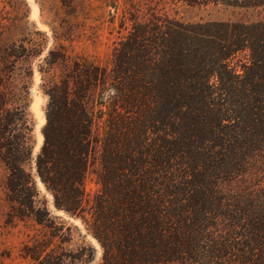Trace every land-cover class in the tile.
Wrapping results in <instances>:
<instances>
[{"label":"trees","instance_id":"16d2710c","mask_svg":"<svg viewBox=\"0 0 264 264\" xmlns=\"http://www.w3.org/2000/svg\"><path fill=\"white\" fill-rule=\"evenodd\" d=\"M123 50L117 69L74 61L59 82L52 65L65 56L48 51L35 155L30 59L41 50L21 41L2 51L0 162L13 215L47 218L36 175L57 209L84 223L90 210L102 264H264V177L222 187L257 157L264 164V19L156 18L137 23ZM97 159L102 186L86 208Z\"/></svg>","mask_w":264,"mask_h":264},{"label":"rangeland","instance_id":"374dc122","mask_svg":"<svg viewBox=\"0 0 264 264\" xmlns=\"http://www.w3.org/2000/svg\"><path fill=\"white\" fill-rule=\"evenodd\" d=\"M224 1L0 0V54L14 42L21 41L41 50L30 59L33 70L29 88V111L34 120L33 155L42 143L41 127L45 122L44 110L48 101L40 87L42 74L39 67L47 66L43 59L50 49L65 56V62L52 65L55 80L59 82L74 61L108 70L117 69L123 48L130 42L137 23L149 27L156 18L180 24L264 19V2L243 5L241 2L232 4L233 0ZM246 56L241 52L237 60L245 61ZM2 74L0 60V77ZM98 135L102 137V130ZM263 165L257 157L247 165L242 178L223 182V189L257 183L264 177ZM101 171L97 159L84 179L86 208L95 204L100 193ZM6 176L7 169L0 162V264H102V246L91 234L89 226L93 219L90 210L85 213L89 220L84 223L79 217L57 209L50 192L34 175L38 201L46 203L47 218L44 216L45 219L38 222L33 216L13 215L12 202L8 200L5 188Z\"/></svg>","mask_w":264,"mask_h":264}]
</instances>
